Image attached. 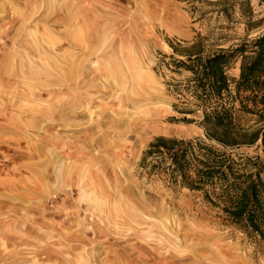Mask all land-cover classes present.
<instances>
[{"label":"rangeland","instance_id":"1","mask_svg":"<svg viewBox=\"0 0 264 264\" xmlns=\"http://www.w3.org/2000/svg\"><path fill=\"white\" fill-rule=\"evenodd\" d=\"M262 31L264 0H0V264H264L192 182L198 146L264 153L209 140L175 64ZM159 137L192 142L182 173Z\"/></svg>","mask_w":264,"mask_h":264},{"label":"trees","instance_id":"2","mask_svg":"<svg viewBox=\"0 0 264 264\" xmlns=\"http://www.w3.org/2000/svg\"><path fill=\"white\" fill-rule=\"evenodd\" d=\"M197 46V42L192 43L185 59H178L175 64L191 71L189 84L201 104H213L209 105L210 110L205 107L201 114L205 136L229 149L259 143L264 153V31L234 48L205 55ZM238 59L239 76L232 79L226 70ZM230 83H233L239 109L256 114L259 126L244 127L236 122L234 105L222 101L224 94L230 92ZM192 146L190 140L159 137L147 152L164 149L171 157L173 169L182 173ZM198 149L204 157L197 159L194 187L218 186L217 191L211 190L221 204L223 219L264 245V160L244 157L243 167L238 169L234 158L226 151H217L211 145L198 146Z\"/></svg>","mask_w":264,"mask_h":264},{"label":"crops","instance_id":"3","mask_svg":"<svg viewBox=\"0 0 264 264\" xmlns=\"http://www.w3.org/2000/svg\"><path fill=\"white\" fill-rule=\"evenodd\" d=\"M239 64L240 60L238 59L233 64H231L226 70V72L232 77V79H237L239 76Z\"/></svg>","mask_w":264,"mask_h":264}]
</instances>
